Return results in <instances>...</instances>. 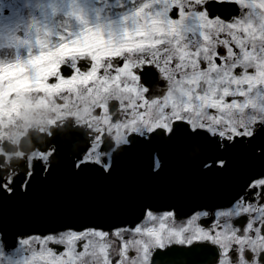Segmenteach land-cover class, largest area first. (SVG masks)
Listing matches in <instances>:
<instances>
[{
    "label": "snow or ice",
    "instance_id": "6c2138e0",
    "mask_svg": "<svg viewBox=\"0 0 264 264\" xmlns=\"http://www.w3.org/2000/svg\"><path fill=\"white\" fill-rule=\"evenodd\" d=\"M257 2L264 9V0L136 3L131 17L124 16L134 26L121 34L116 57L123 59L118 65L95 57L60 63V76L66 80L91 70L100 84L109 85L104 93H110L98 95L97 89L86 88L76 101L68 97V103H80L70 118L82 120L90 132L68 164L69 177L94 172L95 177L109 179L118 152L145 148L149 149L146 176L159 177L171 146L165 138L179 132L203 146L211 145L198 163L204 175L232 168L238 152L264 161V12L259 13L257 26L247 7ZM189 33H199L203 39L193 41ZM97 39L107 43L109 36L102 33ZM58 79L48 77L49 83ZM159 85L167 95H157ZM38 149L30 158L23 157L21 171H5L0 164V194L27 195L65 162L60 157V136ZM243 176L227 197L199 200L186 209L179 201L140 198L127 222L130 226L111 233L119 243L118 259L110 261V245H100L103 264H264V166L246 170ZM176 217L182 220L179 228L163 222ZM146 220L161 223L159 228L143 227ZM34 232L17 227L9 246L19 245L14 250L22 251L31 244L33 256L51 264H71L65 255L86 257L90 248L94 255L97 242L110 237L99 226L61 224L40 235ZM129 250L134 252L131 257Z\"/></svg>",
    "mask_w": 264,
    "mask_h": 264
},
{
    "label": "water",
    "instance_id": "95a60500",
    "mask_svg": "<svg viewBox=\"0 0 264 264\" xmlns=\"http://www.w3.org/2000/svg\"><path fill=\"white\" fill-rule=\"evenodd\" d=\"M63 133L62 157L65 162L46 180L40 181L27 195L0 197V213L5 225L38 231L61 224L76 228L84 226L115 227L126 225L133 219L131 211L142 197H155L160 203L179 201L182 209L199 200H220L227 197L232 187L243 178L246 170L259 168L263 161L246 152H238L233 166L217 175H204L198 163L211 145H201L186 134H172L166 141L168 148L159 177H149L148 151L135 153L133 149L115 158V173L109 179L95 177L89 172L85 177L70 178L67 172L75 152L69 148L82 141ZM32 141L40 144L37 133L31 131ZM59 159V158H58Z\"/></svg>",
    "mask_w": 264,
    "mask_h": 264
},
{
    "label": "rangeland",
    "instance_id": "374dc122",
    "mask_svg": "<svg viewBox=\"0 0 264 264\" xmlns=\"http://www.w3.org/2000/svg\"><path fill=\"white\" fill-rule=\"evenodd\" d=\"M115 5L117 1L113 0H82V11L66 13L63 0H0V48L8 50V54L0 55V138L20 135L29 126L43 120L52 122L64 114V107L51 94L64 89L66 82L60 80L51 86L48 77L59 70L60 63L75 56L88 54L103 62L111 55L107 46L113 43L112 37L134 26H116L126 21L115 15ZM247 7L253 14V24L258 26L259 13L264 9H259L258 2ZM61 12L72 15V19L58 20ZM94 19L105 22L104 28H91ZM102 33L109 36L107 43L97 39ZM55 37L60 38L59 42L53 43ZM28 38L34 39L30 47L34 53L16 67L14 61L20 58Z\"/></svg>",
    "mask_w": 264,
    "mask_h": 264
},
{
    "label": "flooded vegetation",
    "instance_id": "af4514ba",
    "mask_svg": "<svg viewBox=\"0 0 264 264\" xmlns=\"http://www.w3.org/2000/svg\"><path fill=\"white\" fill-rule=\"evenodd\" d=\"M117 1V5L113 7V12L120 13L122 12V16L128 15L131 17L132 13L135 10V7L138 6L136 3L140 2H146L149 3L150 0H122V2H118L119 0H113ZM243 16V13L241 14ZM126 21V20H125ZM131 26L132 21H126V23H119L116 26ZM193 41L199 39L200 35L195 33H189L188 34ZM121 43V33L118 31L115 35V41L110 46H107L110 48V53L108 57L104 58V60H109V62L113 63L114 67L119 64V61L123 59L122 57H116L118 55V48L119 44ZM91 56L88 54H85L83 56H75L72 59L69 60V64H72L75 60L78 59H89ZM178 60V57H177ZM122 66V65H121ZM107 71V69L102 70ZM114 75V73H113ZM66 82V88L64 89V92L62 93V98L60 101L64 103L66 106L65 108V116L63 119H57L55 122L56 125L62 126V125H70L71 127L79 126L80 128L84 129L88 132V135H90V132L88 128L84 127L83 121L80 119H71L70 117L75 115L77 110L80 108V103L77 102L75 105L68 103V97H71L73 101L77 100V97L84 95L85 89L87 88L89 92H92L93 89H97L98 95H110V93H104L103 89L105 87H109V85H102L97 80V76L95 73H93L91 70L80 72L78 75L74 76L71 79H65ZM123 79V77H122ZM178 79V77H177ZM92 81L93 84L89 86L88 82ZM123 87V85H121ZM163 92L164 95H167L166 91L164 90L163 85L158 86V93ZM161 102L162 98H161ZM142 103V102H141ZM53 125V122L48 123L47 120H44L38 124L35 125V129H38L42 131L41 129H45L42 132H49L51 129V126ZM18 132L20 129H16ZM23 135H18V133H14L12 135H5L3 138H0V164L4 165V170L7 171L9 169L13 170V173L15 171H21L23 169L24 156H28L29 158L33 154L34 151H38V147H22L19 145V142L21 140V137ZM1 223L2 220L0 221ZM168 228H179L182 226V220L179 217L176 218H169L163 221ZM161 221H150L146 220L142 222L143 227H152L155 226L159 228ZM130 225L126 226H118V227H112V228H103L105 231L110 232V237L107 241L104 242H97V247L95 250V254L93 255V249H89V253L86 255V257H78L76 254H73V256L70 258L67 255H65L63 258L65 260H71V264H80L81 260L86 259L88 261V264H103V253L99 251V247L102 243H108L110 247L107 249L108 252V258L110 261H115L118 259L120 247L119 243L116 240V237L114 235H111V233H114L115 228H126ZM84 228H91V227H84ZM16 228L12 227H5L0 226V264H51V261L47 258L41 259L39 255L33 256L34 248L31 244L24 247L22 251H15L14 249L16 247H19V245H12L9 246L12 236L14 234ZM46 230L40 231L39 233H34L35 235H40L41 233L45 232ZM37 251H39L37 249ZM57 253L60 252V249H56ZM79 251V249H78ZM134 255V252L132 250H129L128 256L131 257ZM210 264V262H209Z\"/></svg>",
    "mask_w": 264,
    "mask_h": 264
},
{
    "label": "bare ground",
    "instance_id": "6f19581e",
    "mask_svg": "<svg viewBox=\"0 0 264 264\" xmlns=\"http://www.w3.org/2000/svg\"><path fill=\"white\" fill-rule=\"evenodd\" d=\"M76 2L80 4V7L77 9V11L78 12L82 11V9H83L82 0H77ZM104 25H105V22H103L101 19H97V20H95V22H93L91 24V28H94V27L97 28V29H99L98 27L104 28ZM33 41H34L33 38H28L24 42V47H23L22 51L19 53L20 54V58L16 57V59L14 61V65L16 67H20L22 64H24V62H25L24 58L27 57L28 54L34 53L35 49H33V48L30 49L31 44H32ZM5 53L8 54V50H6L5 47L0 48V55L4 56Z\"/></svg>",
    "mask_w": 264,
    "mask_h": 264
},
{
    "label": "clouds",
    "instance_id": "9594fccd",
    "mask_svg": "<svg viewBox=\"0 0 264 264\" xmlns=\"http://www.w3.org/2000/svg\"><path fill=\"white\" fill-rule=\"evenodd\" d=\"M47 2V0H46ZM80 7V4L76 2V0H63V9L66 13H73ZM64 12L57 14V19L63 21L65 19H72V15H64Z\"/></svg>",
    "mask_w": 264,
    "mask_h": 264
}]
</instances>
